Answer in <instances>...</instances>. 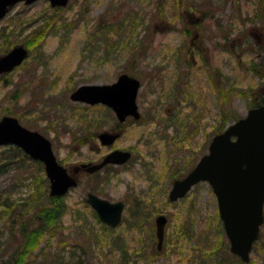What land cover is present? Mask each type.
I'll list each match as a JSON object with an SVG mask.
<instances>
[{
    "label": "rangeland",
    "instance_id": "rangeland-1",
    "mask_svg": "<svg viewBox=\"0 0 264 264\" xmlns=\"http://www.w3.org/2000/svg\"><path fill=\"white\" fill-rule=\"evenodd\" d=\"M261 8L258 0H69L64 8L36 0L18 2L0 19V56L37 30L44 34L32 46L25 43L27 57L0 78V117L10 113L40 131L69 168L95 161L113 148L132 152L122 165L79 176L78 185L63 197L67 209L56 235L33 250L31 264H142L157 245L153 234L158 214L168 221L160 255L151 264H241L229 251L217 199L207 182L194 185L177 201H169L168 192L172 181L207 153L223 125L264 100V79L253 70L260 72L264 64ZM194 16L202 20L193 26L211 54L206 56L208 68L199 56L194 66L186 62L192 57L184 56ZM253 33L260 34L259 46ZM122 72L141 81L137 104L143 118L128 119L108 148L99 144L96 133L112 128L113 113L103 105L72 101L69 94L81 84L112 82ZM74 136H82V142ZM14 151L0 145V198L22 203L35 192L47 203L45 174L30 159L14 162ZM88 191L124 202L116 227L94 217L86 202ZM6 220H0L3 258L18 237L16 229L7 231ZM178 225L194 235L179 234ZM262 244L264 222L245 264H264Z\"/></svg>",
    "mask_w": 264,
    "mask_h": 264
},
{
    "label": "water",
    "instance_id": "water-1",
    "mask_svg": "<svg viewBox=\"0 0 264 264\" xmlns=\"http://www.w3.org/2000/svg\"><path fill=\"white\" fill-rule=\"evenodd\" d=\"M19 1L28 4L34 0H0V19ZM49 1L52 6H66L68 3V0ZM27 54V48L20 44L1 55L0 74L21 64ZM139 87L140 81L136 77L122 73L112 83L81 84L71 92L70 98L88 104L103 103L113 109L119 121L128 115L138 119L140 113L136 97ZM119 134L102 131L98 138L102 144L108 145ZM1 144H14L44 164L51 196H61L77 184L76 178L57 161L50 140L40 132L23 126L16 117L4 115L0 118ZM130 156L128 150L114 149L98 163L87 162L74 166L73 172L76 173L80 168L93 172L106 163H124ZM201 180L209 182L217 198L230 252L248 262L264 220V104L250 108L244 117L214 135L207 153L199 158L185 176L174 180L169 199L175 201L183 197ZM87 202L103 223L109 226L119 224L124 206L121 200L109 201L89 192ZM165 223V215L160 214L155 218L158 246L163 240Z\"/></svg>",
    "mask_w": 264,
    "mask_h": 264
},
{
    "label": "trees",
    "instance_id": "trees-1",
    "mask_svg": "<svg viewBox=\"0 0 264 264\" xmlns=\"http://www.w3.org/2000/svg\"><path fill=\"white\" fill-rule=\"evenodd\" d=\"M258 5L263 8L264 0H258ZM160 14L162 15L163 12L160 11ZM163 20H167V19L163 17ZM3 36L4 38H6V35H3ZM43 37H44L43 31L39 29L36 31V35L35 34L31 35L28 40L26 41L24 40V41L27 45L32 46L35 44L36 41H40L41 38ZM13 43H14V40H12L9 43V45ZM25 43L24 45H26ZM17 44H20V43H17ZM8 49L9 47L7 48V50ZM252 65L253 67H255L254 64ZM259 69H260V72L256 68H253L254 72L262 76V78L264 79V64H260ZM211 72L212 70L210 71V73ZM19 85L20 84L17 85L16 87L17 89H19ZM261 86H264V84L261 83L260 87ZM263 102L264 100L261 99L255 102L252 106L258 105ZM224 126L225 125H223L222 128H224ZM74 138L78 140L80 143L82 142V136H74ZM9 148L15 149L13 154H11L13 156L14 162H17L19 159H21L22 162H24L25 158L29 159V157L26 154H24L19 147L9 145ZM16 153H19L20 155L15 156ZM33 162H36L37 166H39L37 168L43 171L44 173L42 164L38 161H33ZM23 164L19 166H15V168H19V167L22 168L24 167ZM34 179L36 180L35 182L36 185L40 183V180L37 179L36 173H35ZM46 180L47 178L45 179V181ZM63 197L64 196H50L49 195L47 199L48 200L47 203H44L40 199H37L38 195L36 196L35 192H30L24 198V201H22V203L25 202L24 204L17 203L16 200H10L8 196L6 197L4 196V198L3 197L0 198V205L2 206V208L0 209V220L3 218H6L7 219L6 221L10 222L9 230L7 229L9 233L12 234L13 231H15V229L18 231V237L16 238L17 240L16 245L6 255L5 258L0 256L1 258L0 264H31L33 262V260L31 259L33 250H35L40 245V243L44 241V239L53 237L54 235H56L58 231L61 217L65 214L66 209H67V205L64 203ZM26 203H28L27 207H25ZM28 209L33 210L31 214L29 213V211H26ZM93 215L99 221L98 217L96 216L94 212H93ZM4 228H5V224L3 223L2 229ZM189 230L188 228H185L183 226H180V225L177 226V232L179 234L184 233L186 235V233H188L189 236H193L194 232H191ZM153 237L155 238L154 234H153ZM262 246L264 245L262 244ZM259 247L261 248V246ZM40 252H43V251H40ZM212 253L213 251L207 254L210 255ZM159 255H160V250H158L157 245H156V247L153 248V251L145 255V260L144 262H142V264H151L153 260ZM236 258L238 257L236 256ZM239 262L241 264H245L241 262L240 259H239Z\"/></svg>",
    "mask_w": 264,
    "mask_h": 264
},
{
    "label": "flooded vegetation",
    "instance_id": "flooded-vegetation-1",
    "mask_svg": "<svg viewBox=\"0 0 264 264\" xmlns=\"http://www.w3.org/2000/svg\"><path fill=\"white\" fill-rule=\"evenodd\" d=\"M194 18H195L196 21H194L193 22L194 24H192L190 26L191 27L190 30H192V31H190L189 52L188 53H185L184 56H186L187 59H188V56H191L192 57L193 60L191 59L189 62L186 61L191 66H194L196 64V62L198 60V58H196V56H199L200 57L199 59L201 60L202 64H204L206 66V68H208V59H207L206 56H211V54L209 53L207 46H204V44L203 45L201 44L200 37H201L202 34L197 31V29H196L195 26H193V25H196L197 26L198 24L201 25V21L202 20H200V17L194 16ZM260 34H262V33L260 32ZM260 34L253 33V36L255 37V41L257 42L258 46L260 44ZM258 51H259V49H258ZM207 72H209V69H207ZM116 129L117 130H121L122 129V126L115 128V130ZM101 158H102V156L99 159H97V160H100ZM108 166H110V165L109 164L105 165L103 167V169L106 168V167H108ZM81 174L87 175L88 173L85 172L84 170H79L78 176H80Z\"/></svg>",
    "mask_w": 264,
    "mask_h": 264
}]
</instances>
